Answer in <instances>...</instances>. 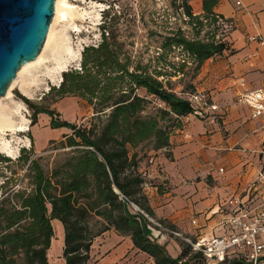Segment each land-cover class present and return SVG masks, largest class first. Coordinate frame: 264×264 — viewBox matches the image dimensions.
Returning <instances> with one entry per match:
<instances>
[{"label": "trees", "instance_id": "1", "mask_svg": "<svg viewBox=\"0 0 264 264\" xmlns=\"http://www.w3.org/2000/svg\"><path fill=\"white\" fill-rule=\"evenodd\" d=\"M178 1L177 8L194 30L193 39L180 28L159 35L155 56L143 63L142 55L127 50L118 33L109 31L104 23L100 41L83 48L80 70L62 73L57 95L86 101L101 119L97 125L80 129L57 121L53 110L19 96L32 110L30 126L37 123L38 115L48 116L51 129L70 130L72 134L64 136L60 146L74 150L50 173L20 150L16 162L26 165L25 177L31 188L21 191L13 186L0 193V264H49L53 220L63 228L62 264H93L92 243L110 230L128 237L154 264H206L201 254L192 252L184 242L177 258H172L151 236L148 221L120 200V195L126 197L151 217L142 199L136 197L144 183L136 171L138 148L146 147L142 156L168 150L170 135L181 128V118L194 113L189 97L196 93L192 81L203 63L225 51L233 53L225 40L215 41L213 35L206 42L197 38L203 21L224 34L235 30L224 31L219 26V19L228 20L214 11L219 0H201L200 15H194L192 0ZM175 49L186 56L179 65L169 61ZM185 69L190 72L189 82L177 92L174 86L187 76ZM173 78L178 79L172 82ZM150 103L156 106L148 114ZM0 161L11 162L7 158ZM9 183L7 179L1 189ZM92 220L99 226L96 231ZM227 264L246 263L234 258Z\"/></svg>", "mask_w": 264, "mask_h": 264}, {"label": "crops", "instance_id": "2", "mask_svg": "<svg viewBox=\"0 0 264 264\" xmlns=\"http://www.w3.org/2000/svg\"><path fill=\"white\" fill-rule=\"evenodd\" d=\"M214 11L235 24L228 38L233 53L225 51L206 60L195 89L217 110L201 107L205 118L193 114L182 117L181 128L170 135L168 150L137 156L136 171L144 183L136 197L142 199L154 220L193 241L221 233L229 211L227 202L232 197L246 200L256 183L257 190H264V122L250 119L249 109L237 102L239 78L246 80L245 89L255 88L264 80V48L245 41L247 35L256 34L264 39V0H219ZM250 54L254 55L248 58ZM49 121L48 116L38 115L32 131H39ZM67 130L61 128L57 136L46 139L38 148L42 150L49 141L70 135ZM52 227L58 231L60 248L55 254L58 247L53 238L48 261L62 264L63 228L57 220L52 221ZM105 235L107 241L98 247L102 252L119 257L127 249L139 252L128 237L110 230L94 239L91 259L98 252L93 251L95 244ZM162 239L157 243L177 258L181 240L170 236Z\"/></svg>", "mask_w": 264, "mask_h": 264}, {"label": "rangeland", "instance_id": "3", "mask_svg": "<svg viewBox=\"0 0 264 264\" xmlns=\"http://www.w3.org/2000/svg\"><path fill=\"white\" fill-rule=\"evenodd\" d=\"M66 2L71 8L76 9L75 11L85 13L83 18L78 16L74 18L64 17L54 24L55 32L61 35L63 41L70 45L74 52L80 48V52H82L81 50L84 47L97 44L100 41L101 26L104 23L109 31L118 33L120 39L125 42L127 50L133 54L142 55L143 63H146L155 56V48L159 46V35L180 28L189 39L195 37L194 30L187 24L188 20L182 15V11L177 8L179 4L178 0H66ZM190 4L194 15L202 14L201 2L199 0H192ZM53 19L54 16L50 27ZM72 22L77 27V31L71 28ZM203 23L204 27L199 35H197L198 39L206 42L211 40V35H213L215 41L225 40L228 43L230 34L214 30L205 21ZM67 57L63 55L61 59L65 60ZM182 60H186L185 54L180 49L173 50L169 61L174 65H179L182 63ZM80 61L81 59L78 64L70 65L66 72L69 70H80ZM49 62L44 60L40 66L31 69V73L29 71L28 74H24L20 79H17L18 70L16 78L10 84L11 86L15 82L11 88L10 96L6 97L5 95L0 98V101H2L0 105L1 112L15 121L19 119L18 117L22 116L28 120L29 126L26 132L17 133L15 136L16 139L24 142L20 144L18 155L15 159L8 158L0 153V160H3V158L11 160V162L0 161V193L13 186L21 191L31 188V181L25 177L26 165L16 162L20 155V150L27 151L31 155V159L38 160L44 171L48 173L57 164L61 163L62 160H66L74 150L67 146H60V141H64V139L49 141L42 150L39 149V145L46 139L57 136L60 129H51L49 124L45 123L39 131H32V126H30L32 110L19 99V96L25 97L31 104L53 110L57 121H66L80 129H89L92 125H97L101 120L97 119L86 101L73 96L60 98L56 92L61 82L55 85L44 79V84L36 89V85L40 84L44 78L43 72L45 66L51 64ZM185 71L187 76L182 82L174 86L177 92L189 82L190 72L187 69ZM177 79L173 78L172 82ZM195 81L196 79L192 83L196 87ZM22 88L31 95L24 93ZM140 94H143V92ZM18 105L21 106L19 112L16 111ZM155 106V103H150L146 109V113L150 114ZM101 118L103 120L104 117ZM67 132L71 133L69 130ZM7 134L9 135L8 132ZM7 137L10 139V136ZM27 140L29 144L25 145ZM145 150L146 147L138 148L140 154H143ZM7 179L10 180L9 185L1 189L2 184ZM91 224L93 225V231L99 228L94 220L91 221ZM106 237V235L105 237L102 236V240L97 241L95 244L93 251L97 250L98 252L94 253V257L91 259L93 264H153L149 256L141 254V252H135L133 248L127 249L120 257L110 255V251L107 253L102 252V248L98 247H101L102 244L104 245V242L107 241L105 240ZM54 239V244L58 247L55 253L57 254L60 248L57 230L54 231ZM181 242L178 241L179 249H181Z\"/></svg>", "mask_w": 264, "mask_h": 264}, {"label": "built area", "instance_id": "4", "mask_svg": "<svg viewBox=\"0 0 264 264\" xmlns=\"http://www.w3.org/2000/svg\"><path fill=\"white\" fill-rule=\"evenodd\" d=\"M236 5H239V2H236ZM218 21L224 31L235 27L231 19ZM245 41L248 45L255 44L259 48H264V39L260 34L247 35ZM253 55H248V58ZM245 86L246 80L239 78L237 102L249 109L250 119L264 122V80L252 89H245ZM189 101L194 109L193 115L201 119L205 118V114L200 110L201 107H208L211 111L217 110V106L208 105L206 97L200 93L191 95ZM261 144V152L264 153V134ZM256 187L257 183L250 187L246 200L234 196L227 202L229 211L219 229L221 233L206 240L193 241L184 237L148 216L126 197L120 195V200L128 203L135 212L148 221L147 228L153 239L163 240L164 236L180 239L191 248L192 252L201 254L206 264H227L234 258L246 264H264V190L261 192Z\"/></svg>", "mask_w": 264, "mask_h": 264}, {"label": "water", "instance_id": "5", "mask_svg": "<svg viewBox=\"0 0 264 264\" xmlns=\"http://www.w3.org/2000/svg\"><path fill=\"white\" fill-rule=\"evenodd\" d=\"M55 4L56 0H0V98L20 67L41 52Z\"/></svg>", "mask_w": 264, "mask_h": 264}, {"label": "bare ground", "instance_id": "6", "mask_svg": "<svg viewBox=\"0 0 264 264\" xmlns=\"http://www.w3.org/2000/svg\"><path fill=\"white\" fill-rule=\"evenodd\" d=\"M75 10L67 4L66 0H56L53 23L49 28L48 36L46 37L43 48L34 61L20 67L17 79L22 78L24 74H28L31 69H34L35 67L37 68V66H40L44 60H47L48 62L50 61L51 64L45 66V70L43 72L44 78L41 80L40 84L36 85V89H38L40 85L44 84V79L48 80L52 84L58 85L61 82L62 73L66 72L70 65L79 63L81 48L76 52L72 51L70 45L65 43L61 38V35L56 33L54 30V24L61 18H74L76 16L83 18L85 16L84 12L79 13ZM70 26L72 29L77 31V27L73 24V22ZM63 55L68 56L67 59H61ZM29 73H31V71ZM13 84L10 86L8 91H6V97L10 96ZM22 91L27 95H31L24 88H22ZM1 102L2 101H0V105ZM20 109L21 106L18 105L16 111L19 112ZM18 118L19 119L17 121L12 120L0 111V153L11 159H15L17 157L19 146L23 142L15 138L16 134L24 133L29 128L28 120L22 116ZM7 136H10V139H8ZM28 144L29 141L27 140L25 145Z\"/></svg>", "mask_w": 264, "mask_h": 264}]
</instances>
